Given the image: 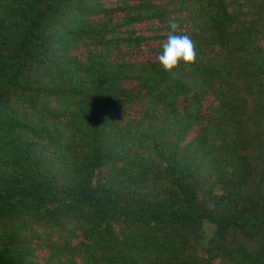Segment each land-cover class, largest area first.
<instances>
[{"label": "trees", "instance_id": "trees-1", "mask_svg": "<svg viewBox=\"0 0 264 264\" xmlns=\"http://www.w3.org/2000/svg\"><path fill=\"white\" fill-rule=\"evenodd\" d=\"M109 1L0 0V264H264V0Z\"/></svg>", "mask_w": 264, "mask_h": 264}, {"label": "clouds", "instance_id": "clouds-1", "mask_svg": "<svg viewBox=\"0 0 264 264\" xmlns=\"http://www.w3.org/2000/svg\"><path fill=\"white\" fill-rule=\"evenodd\" d=\"M168 29L169 35L161 46L158 60L162 70L172 74L181 64H193L197 52L192 39L186 34H180V25L175 20L168 21Z\"/></svg>", "mask_w": 264, "mask_h": 264}, {"label": "rangeland", "instance_id": "rangeland-1", "mask_svg": "<svg viewBox=\"0 0 264 264\" xmlns=\"http://www.w3.org/2000/svg\"><path fill=\"white\" fill-rule=\"evenodd\" d=\"M107 2H108L109 7H114V5L111 1L107 0ZM138 30L140 31V33H144L145 35L150 36V37L154 35V32L152 31L151 27H149V26H139ZM156 45L157 44L155 43L153 45V47H156ZM146 58L151 59V60H155V59H158V56H157V54H154L151 51H147Z\"/></svg>", "mask_w": 264, "mask_h": 264}]
</instances>
